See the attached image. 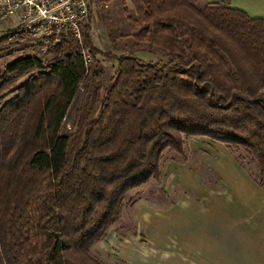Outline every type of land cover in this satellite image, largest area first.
I'll return each instance as SVG.
<instances>
[{"label": "trees", "instance_id": "1", "mask_svg": "<svg viewBox=\"0 0 264 264\" xmlns=\"http://www.w3.org/2000/svg\"><path fill=\"white\" fill-rule=\"evenodd\" d=\"M229 1L128 0L124 45L160 51L164 62L97 51L89 16L86 67L67 35L43 62L21 58L0 72V97L12 96L0 107V264H102L90 247L131 193L158 181L164 152L186 160L184 139L240 149L264 188V22ZM27 39L10 31L0 47ZM96 57L115 64L107 85ZM84 83L90 90L61 135Z\"/></svg>", "mask_w": 264, "mask_h": 264}, {"label": "crops", "instance_id": "2", "mask_svg": "<svg viewBox=\"0 0 264 264\" xmlns=\"http://www.w3.org/2000/svg\"><path fill=\"white\" fill-rule=\"evenodd\" d=\"M229 8L264 22V0H230ZM206 147L194 151H204L198 162L210 174L173 165L165 180L181 195L170 205L139 207L134 235L108 229L90 247L95 258L102 264H264V188L223 145Z\"/></svg>", "mask_w": 264, "mask_h": 264}, {"label": "rangeland", "instance_id": "3", "mask_svg": "<svg viewBox=\"0 0 264 264\" xmlns=\"http://www.w3.org/2000/svg\"><path fill=\"white\" fill-rule=\"evenodd\" d=\"M190 1H192V3L196 6L219 4V0ZM131 13L132 9L128 0H111L104 5L102 3L96 2L89 14L90 39L93 48L101 53H109L115 56L129 54L141 61L164 62L165 59L160 51L133 52L129 49V47L124 45L125 43L128 44L127 46L132 44V41L129 38L131 32L126 19L131 15ZM1 28L2 30H0V38L10 32L7 26L1 25L0 29ZM111 41L115 43L116 48L112 46ZM33 44L34 43L32 39H27L20 42L15 47H0V72L12 62L21 58L36 57L40 59L41 62H43L48 57L47 54L45 56H38L36 54V48L34 49ZM84 48L86 49V52H88V48L85 46ZM96 59L100 62L99 64L103 71L104 84L107 85L113 75L115 64L113 61H105L100 57H96ZM90 63L91 59L87 65ZM24 80L25 79H21L17 85L22 84ZM88 90H90L89 84L84 83L79 85L78 90L73 96L62 120L60 127L61 135H67L69 133L74 121L75 110L80 106V104L84 102ZM11 97V95L1 96L0 107ZM209 144H213V142L207 138L184 139L183 150L186 160L183 164H185L189 170L200 177H206L210 174V172H208L206 168L201 167L198 162L204 151L194 150L198 149L202 145H206L208 147ZM229 153L232 158H234L240 164V166L246 170L248 174L254 176L256 175L255 164L250 162L240 149H231ZM175 164H182L180 158L171 152H164L160 161V180L158 182L152 181L146 187L131 193L125 199L119 217L111 227L114 233L122 236L129 234L134 235V216L139 207H162L170 205L177 199L179 195H181L182 189L179 188V186H174L171 191H169L168 185L170 179L168 178V181L165 180L167 179V175H171L169 171ZM89 250L92 256H97L96 252H94L92 249Z\"/></svg>", "mask_w": 264, "mask_h": 264}, {"label": "built area", "instance_id": "4", "mask_svg": "<svg viewBox=\"0 0 264 264\" xmlns=\"http://www.w3.org/2000/svg\"><path fill=\"white\" fill-rule=\"evenodd\" d=\"M96 2L97 0H0V26L4 25L9 31L30 36L36 44L38 56H45L52 47L59 44L61 37L70 35L76 40L86 67L90 58L82 43L81 28Z\"/></svg>", "mask_w": 264, "mask_h": 264}]
</instances>
